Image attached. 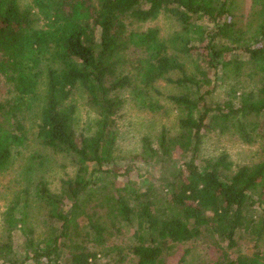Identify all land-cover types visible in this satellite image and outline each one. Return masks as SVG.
<instances>
[{"label":"trees","instance_id":"16d2710c","mask_svg":"<svg viewBox=\"0 0 264 264\" xmlns=\"http://www.w3.org/2000/svg\"><path fill=\"white\" fill-rule=\"evenodd\" d=\"M161 13L181 26L174 53L189 55L201 47L192 71L157 28L138 27ZM231 15L228 0H0V75L12 83L16 102H0V173L24 139L15 113L34 101L42 83L37 139L68 156L75 172L55 189L37 182L44 233L28 211L30 188L22 189L3 213L0 264H118L121 250L106 239L123 224L133 226L134 264H166L180 246L199 238L235 253L226 264H264V160L234 166L226 153L195 158L209 131L231 132L244 143L264 134V0H252L244 23L229 20ZM204 17L212 26L199 23ZM206 68L213 70L212 85ZM245 70L247 79H237ZM225 72L236 81L228 98L213 102ZM159 80L182 89L168 96L182 115L175 134L162 128L154 143L148 136L141 140L140 157L157 179L138 174L137 183L115 188L112 197L93 196L99 181L128 173L112 164L123 92L150 107ZM240 82L246 86L237 88ZM75 88L95 113L89 133L75 127ZM176 149L181 158L175 163ZM89 163L96 166L93 179H87ZM14 234L23 238L22 251ZM248 237L254 239L251 252L239 248ZM190 247L182 248L179 262L187 261ZM61 250L67 263L59 261Z\"/></svg>","mask_w":264,"mask_h":264},{"label":"rangeland","instance_id":"374dc122","mask_svg":"<svg viewBox=\"0 0 264 264\" xmlns=\"http://www.w3.org/2000/svg\"><path fill=\"white\" fill-rule=\"evenodd\" d=\"M27 2V0H24ZM252 0H228V12L231 9V19H241L243 23L247 19L251 8ZM205 27L212 26L211 18L204 17L199 20ZM139 28L146 29L155 27L158 29V36L165 41L170 52L180 46V41L173 43L175 36L181 32L180 24L168 13H161L154 20H150L138 25ZM199 46V45H198ZM154 49H158L154 45ZM201 47L193 48L189 55L177 54L179 60L183 62L188 71L193 70L194 63H200L199 52ZM208 83L213 84V70L206 68ZM241 74L237 79H247ZM177 75V74H176ZM174 75V76H176ZM236 79L233 73L225 72V76L221 79L220 84L215 87L212 101H221L229 97L232 84ZM43 82V79H42ZM247 84L249 82L247 81ZM246 86L243 83H238L237 88L241 89ZM155 90L150 91V100L154 101L153 106L142 107L133 101V94L123 92L122 97L125 98L120 114L116 118L117 124V141L113 152L112 164L120 172H124L127 167L128 173H123L118 177L99 181L92 189L91 193L98 194L102 199L104 196L112 197L114 189L122 187L126 182L137 183L140 179L138 174H143V177H151V180L157 179V173L151 171V167L143 164L141 153V140L143 136H148L154 143L156 136L161 132L162 128H167L172 134H175L178 129V119L182 115L181 112L170 102L168 96L176 94L182 89L177 88L166 81L159 80L155 84ZM43 98V83L40 85L38 94L34 101L16 112L17 122L22 127L24 139L21 145L17 147V151L8 167L0 173V240L3 239L5 233V225L3 223V213L12 205L17 196L21 193L25 186L30 188L29 208L28 211L38 225L41 226V232H46V228L41 225L45 217V209L41 207L40 202L35 196V189L39 180H46L51 188H58L61 178H65L67 174L74 175V168L70 162V158L65 154H57L49 147L39 143L36 133L37 124L39 121V108ZM235 99L234 102H237ZM0 102L1 103H16L15 92L11 82L7 81L0 75ZM71 102L76 105L75 127L78 131L86 129L91 132L93 129V120L95 113L93 108L87 103V97L84 91L75 88L71 95ZM10 122H14L12 118ZM259 131L264 133V120L260 121ZM222 153L228 155V159L234 166L242 164H253L264 160V134L255 139L252 143H244L238 136L231 132L209 131L202 136L199 149L195 155L197 161L203 158H211L219 156ZM141 158V159H140ZM181 158V152L176 149L172 155L171 162ZM169 164H167L168 166ZM94 163L88 164L87 179H93L97 172ZM147 169L150 172H145ZM146 173V174H145ZM93 200V199H92ZM120 231H116V226L110 230L107 236V244L111 247L119 248L122 253V261L118 264H134L135 257L130 252L131 244H134L135 238L133 235V226L123 224ZM14 245L22 251L23 238L18 234H14ZM214 240L211 238H199L189 244H183L168 258L166 264H226L227 261H234L236 254L227 251H220L214 246ZM190 251L187 254L186 262H179L182 248L191 245ZM259 251H264L262 242ZM92 250L96 246L89 245ZM239 248L245 252H251L255 249L254 239L252 237L241 238L239 240ZM60 263H67L68 257L66 251L60 252ZM103 260L107 259L105 257Z\"/></svg>","mask_w":264,"mask_h":264}]
</instances>
